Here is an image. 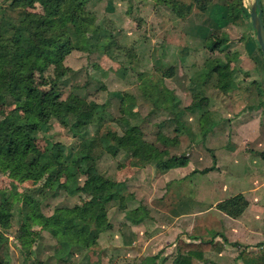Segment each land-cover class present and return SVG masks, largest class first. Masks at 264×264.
I'll use <instances>...</instances> for the list:
<instances>
[{
  "label": "trees",
  "instance_id": "obj_1",
  "mask_svg": "<svg viewBox=\"0 0 264 264\" xmlns=\"http://www.w3.org/2000/svg\"><path fill=\"white\" fill-rule=\"evenodd\" d=\"M90 0H4L0 2V168L9 171L22 163H27L23 180L38 183L45 180L50 184L61 167H65L66 181L64 186L73 191L83 186L90 196L73 207H59L52 216H46L39 208L40 201L32 195H23L29 205L27 223L19 233L23 242H34L41 237V232L31 228L33 219L44 221V228L58 238L59 260L68 262L79 252L89 254L99 242L101 234L113 227L109 219V210L116 204L127 208L126 197L122 193L121 182L111 180L102 174L98 168L97 157L91 150L88 141L90 134L87 121L81 118L86 100L71 93L63 98L60 90L53 85L48 90V96L39 92L35 84L37 74H43L55 64H63L73 51L90 52L91 40L89 29L94 20V13L89 7ZM131 2V0H123ZM155 4L166 5L181 19L190 16L195 10L206 11L214 0H152ZM243 0H231L220 3L222 13L229 23L237 22L241 17L250 18V11L243 5ZM37 4L43 7V12L33 9ZM262 4V3H261ZM264 20V17H263ZM248 26L253 29L251 21ZM100 27L104 28L102 23ZM221 36H220V35ZM218 31L206 37L204 48L207 59H214L215 52L225 55L231 53L230 35ZM259 55L264 59L257 40ZM123 49L112 39L103 50L114 62L121 65ZM132 57V52H124V56ZM209 67L222 76L219 83L233 84V69L230 63L225 66L211 61ZM164 76H172L175 68L163 67ZM257 83V82H255ZM149 97L155 109L172 110L180 125L178 133L184 132L180 118L183 109H179L181 100L167 86L159 89H149ZM121 99V109L134 106L133 95L123 92L115 93ZM262 95V92H260ZM195 99L202 100L199 95ZM136 115V114H135ZM51 116L67 128L74 137L80 139L79 147L70 154L62 143L48 144L43 150L38 144V137L31 134L30 129H40L49 122ZM134 118V115H132ZM100 123L97 127L99 128ZM206 132V128H203ZM179 136L172 140L176 143ZM99 141L105 151L117 154L121 150L136 157L135 166H145L153 162L159 169H169L184 165L186 156H171L163 158L165 150L149 146L144 139L140 124L125 119L123 134L108 128L99 135ZM207 169V168H206ZM84 178V180H83ZM247 197L239 193L218 204V208L232 217H239L248 207ZM12 201L5 198L0 206V226L6 228L10 224ZM142 209L137 207L127 212V220L131 223L140 222L142 215H137ZM6 243V237L0 231V251ZM178 253L174 258H164L159 261L160 254L145 257L141 264H194L200 260L204 264H215L212 258L205 257L206 252L215 247L213 240L187 242L178 240ZM244 254H241L243 256ZM264 264V252L256 261ZM0 264H12L11 260L0 259ZM23 264H28L27 262ZM248 264V262H246Z\"/></svg>",
  "mask_w": 264,
  "mask_h": 264
},
{
  "label": "crops",
  "instance_id": "obj_2",
  "mask_svg": "<svg viewBox=\"0 0 264 264\" xmlns=\"http://www.w3.org/2000/svg\"><path fill=\"white\" fill-rule=\"evenodd\" d=\"M261 3L264 17V0ZM140 7L136 6L133 15H143L146 11L156 24L169 17L167 28L173 37L165 42L164 54L158 50L157 56L151 57L144 69L143 57L149 56V50L154 47L148 41L141 51L136 44L134 67L148 85L155 89L165 85L183 101L180 106L184 112L181 122L185 133L180 137V145L171 149L174 150L172 156L176 153L182 156L181 151L186 153L187 159L184 165L157 174L150 167L137 168L141 170L138 174L141 180L152 175L166 186L167 201L162 205H156L151 199L145 201L149 213L142 216L140 222L127 220L128 209L123 222V218L120 223L109 218L113 227L99 238V244L103 242L100 251H103L102 254L97 252V261L99 264H141L145 257L157 254H160L159 261L174 258L178 253V240L182 239L187 242L213 240L215 247L206 252L205 257L212 258L215 264H257L264 252V59L259 55L256 32L247 24L242 37L235 40L234 27L238 21L229 23L216 1L206 11L195 10L185 19L178 17L168 6L155 4L152 0H143ZM109 9L114 11L117 7L109 5ZM125 14L129 18L130 11ZM130 27L132 31L129 33L138 32L137 24V28ZM100 30L107 45L113 35L108 29ZM214 31L230 35L231 53L214 59H207V54L197 58L195 51L203 52L206 37ZM178 34L182 36L178 37ZM185 40L189 48L179 54L178 51L183 50L180 43ZM191 47L195 48L194 55ZM170 48H175L179 55L168 63L164 57ZM102 56L106 59L103 68L127 77V69L119 67L108 55ZM211 61L221 66L231 64L233 84L219 83L222 76L211 70L208 65ZM157 64L173 66L175 73L164 76L154 68ZM253 93L261 97L257 103H245L241 107L233 104L235 99ZM195 95L204 99L194 100ZM188 96L193 99L185 102ZM203 128L206 132L202 131ZM121 184L123 192L128 181ZM239 193L249 201L239 217H232L217 207L220 202ZM88 255L83 262L89 264L93 259L92 264H96L93 258L96 253L91 251ZM194 264L204 262L197 260Z\"/></svg>",
  "mask_w": 264,
  "mask_h": 264
},
{
  "label": "rangeland",
  "instance_id": "obj_3",
  "mask_svg": "<svg viewBox=\"0 0 264 264\" xmlns=\"http://www.w3.org/2000/svg\"><path fill=\"white\" fill-rule=\"evenodd\" d=\"M3 1L0 0V2ZM139 1L90 0L89 7L94 13V20L89 29L91 51H73L63 64H53L42 75L37 74L35 78L38 91L44 93L46 96H48V90L53 85L57 90H60L63 98H67L71 93H75L86 100V106L82 110L81 118L87 121L89 125L90 134L88 135V141L91 144V150L97 157L100 172L111 180L124 183L128 181L127 187L122 192L127 199V208L114 204L108 213L110 215L109 218L116 220L117 223H120L122 218V222L124 221V213H126L127 209L128 212L142 206L137 215L147 216L149 212L147 213V205L144 202L148 201V199L153 200L156 205H162L164 201H167V194L164 191L166 186L161 181H157L158 178H153L152 175L141 180L138 176L141 170H137V168L150 167L157 174L163 171V169H159L153 162L147 163L145 166H135L134 161L136 157L123 150L117 154L105 151L100 144L99 135L108 128L117 131L119 134H123L125 119H130L132 122L140 124L144 132V139L149 146L167 152L163 154V158L166 160L172 156V152L174 153V150L171 148L180 145V137L185 133V129L182 133L176 131L180 123L176 118L175 112L163 108L155 109L154 103L149 97V89H154V87L148 85L145 79L141 77L142 74H138V69L134 67L136 63L134 56L136 44L141 47V51L142 46L148 41L154 47V51L152 49L149 50V56L143 57L142 63L145 69L147 61L151 57L154 59V56H157L158 50L164 54V51H166L165 42L173 37L167 28L169 23L168 16H166L163 22L160 21L156 24V22L151 21L146 11L143 15H133L136 6L141 8L140 4L143 0ZM214 1L224 3L231 0ZM242 2L250 11L254 0H243ZM109 5L116 6L117 9L112 11L109 9ZM143 8L147 10L146 6H143ZM121 9L123 10L121 11ZM33 11L43 12V7L37 4ZM127 11L128 13L130 11L129 18L125 14ZM127 19L131 20L128 21ZM249 21H251L250 18L241 17L238 20V24H235V40L242 37ZM134 22L138 26V32L129 33L132 31L130 26L136 27ZM100 23H102L104 28L100 27ZM100 29H108L112 33L113 39L122 47L123 51L120 59L123 65L118 62L115 63L119 67L121 66L128 70V73H125L127 77H122L114 72L111 73L103 68V63H105L106 59H103L102 55L106 44L103 39L104 37L100 33ZM221 32H218V34ZM180 35L182 36V34H178L177 36L180 37ZM183 35L188 40V37L185 34ZM187 40L181 43L178 41L183 48V50L180 49L178 51L179 54L189 48L186 45L188 43ZM204 44L206 47V40ZM194 50L195 48L191 49L193 55ZM126 51L132 52L133 56H124V52ZM195 52L196 55L198 54L197 58H201L206 54L205 49L202 53L198 50ZM223 54V52L218 51L215 56L222 57ZM178 55L174 48L166 53L164 59L168 63L173 62L177 59ZM163 67L164 65L162 64L154 66L161 73ZM140 69H142V65ZM240 79L242 80V77ZM116 92L133 95L136 100L135 105L130 106L131 108L128 107L126 112H123L121 109V99L115 94ZM253 94L249 97L235 99L233 104L235 107H241L245 103H257L261 97L257 93ZM185 99V102H188L192 101L193 98L188 96ZM181 104H183V101ZM178 108L182 109L181 106ZM132 115H134V118ZM183 116L180 118L181 121L183 120ZM100 123L102 125L98 128L97 126ZM30 131L33 136L38 137V144L43 150L47 149V143L51 145L62 143L67 147L69 153L73 154L80 144V139L74 137L71 131L65 128L54 116H51L49 122L40 129L31 128ZM177 136H179L178 141L171 143ZM184 154L186 153H181L180 151V155ZM176 155L179 154L176 153ZM26 167L27 163H22L17 168L9 171H3L0 168V206L6 197L12 201L10 224L6 228L0 226V231L6 237V243L0 251V259L11 260L12 264H23L25 262L28 264H85L83 261H86L89 255L81 252L68 262L59 260L57 253L61 245H59L58 238L54 237L49 230L44 228V221L41 219H33L30 223L32 229L41 232V237L29 243L19 239L18 235L22 226L27 223L30 210L29 205L23 197L24 194L32 193L40 201L39 208L46 216H52L61 206L73 207L90 198L83 186L73 191L68 190L64 186L66 181L65 167L60 168L56 177L48 185H44V179L38 183H34L32 180L21 179L26 171ZM123 178L126 180L124 181ZM152 182L154 185L151 184ZM161 194H163L162 197H159ZM102 246L103 242L101 244L98 242L94 249H91L93 253H96V256L93 257L94 260L96 259V264H99L97 252L102 254L103 250L100 251ZM105 251L111 254L109 249ZM134 259L137 261V258ZM92 262L93 259L92 261L90 260L89 264H92Z\"/></svg>",
  "mask_w": 264,
  "mask_h": 264
},
{
  "label": "water",
  "instance_id": "obj_4",
  "mask_svg": "<svg viewBox=\"0 0 264 264\" xmlns=\"http://www.w3.org/2000/svg\"><path fill=\"white\" fill-rule=\"evenodd\" d=\"M250 20L256 32V38L264 53V20L261 0H254L250 9Z\"/></svg>",
  "mask_w": 264,
  "mask_h": 264
}]
</instances>
